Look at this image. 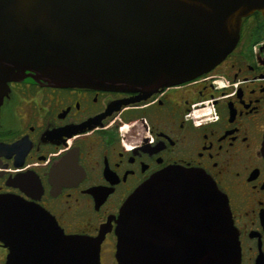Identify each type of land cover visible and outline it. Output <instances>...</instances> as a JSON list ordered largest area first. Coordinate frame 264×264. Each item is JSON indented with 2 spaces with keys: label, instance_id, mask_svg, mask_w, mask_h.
I'll list each match as a JSON object with an SVG mask.
<instances>
[{
  "label": "flooded vegetation",
  "instance_id": "af4514ba",
  "mask_svg": "<svg viewBox=\"0 0 264 264\" xmlns=\"http://www.w3.org/2000/svg\"><path fill=\"white\" fill-rule=\"evenodd\" d=\"M171 165L201 169L215 180L238 234L239 264H264L260 11L243 17L235 48L210 71L147 97L54 86L30 75L8 81L0 94V195L50 211L68 234L105 232L101 264H120L115 229L125 199ZM178 219L164 216L162 233H175ZM9 253L0 239V264Z\"/></svg>",
  "mask_w": 264,
  "mask_h": 264
},
{
  "label": "water",
  "instance_id": "95a60500",
  "mask_svg": "<svg viewBox=\"0 0 264 264\" xmlns=\"http://www.w3.org/2000/svg\"><path fill=\"white\" fill-rule=\"evenodd\" d=\"M264 0H0V94L27 75L62 87L137 91L207 73L235 48ZM164 216L181 223L164 235ZM120 264H239L226 195L205 171L171 165L120 207ZM105 232L68 234L43 207L0 195L6 264H101ZM31 256V261L22 259Z\"/></svg>",
  "mask_w": 264,
  "mask_h": 264
}]
</instances>
